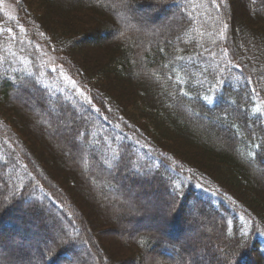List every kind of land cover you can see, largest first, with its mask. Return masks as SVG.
Instances as JSON below:
<instances>
[{
  "label": "trees",
  "instance_id": "1",
  "mask_svg": "<svg viewBox=\"0 0 264 264\" xmlns=\"http://www.w3.org/2000/svg\"><path fill=\"white\" fill-rule=\"evenodd\" d=\"M14 1L0 264H264V0Z\"/></svg>",
  "mask_w": 264,
  "mask_h": 264
},
{
  "label": "rangeland",
  "instance_id": "2",
  "mask_svg": "<svg viewBox=\"0 0 264 264\" xmlns=\"http://www.w3.org/2000/svg\"><path fill=\"white\" fill-rule=\"evenodd\" d=\"M1 5L4 6V10L8 11L9 15H11V16H16V7H15L16 5H15V1H14V0H2ZM144 13H145V14H148L147 10H145ZM157 13H158V12H157ZM134 14H135L137 17L143 19L145 22L147 21L148 23L160 24V23L164 20V18L161 17V16H160V18H159L158 20H157V19L155 20V19H153V18L150 20L149 18L147 19V18L144 16V14H142V13H140V12H137V11H134ZM158 14H159V13H158ZM147 22H146V23H147ZM83 38H85V37H83ZM89 39H90V41H92L93 44H96V43H95V40H93L92 38H89ZM14 94H17L16 91L14 92ZM65 125H70V121L66 122L65 124H63V123H62V124H59L60 129H61V126L65 128V127H66ZM62 129H63V128H62ZM62 129H61V130H62ZM83 149H86V147L84 146ZM101 187H103V186L101 185ZM105 189H106V191L108 190L107 188H105ZM127 194L130 195L129 192H127ZM109 213H110V212H109ZM113 219H114V218H113ZM115 224L117 225V227L120 226L119 223H115ZM108 226H109V225H108ZM108 226H107V227H108ZM123 226H124V225H123ZM107 227H106V228H107ZM106 228H105V229H106ZM126 228H127L128 231H131V230L133 229V227H127V226H126ZM108 229L110 230L109 227H108ZM108 229H107V230H108ZM112 232H113V231H112ZM112 232L109 233V234H112ZM118 236H119V234H118ZM133 264H141V262H139V263L136 262V263H133Z\"/></svg>",
  "mask_w": 264,
  "mask_h": 264
}]
</instances>
